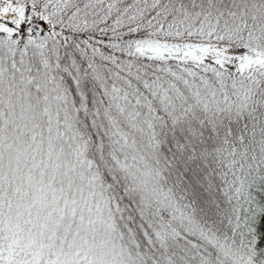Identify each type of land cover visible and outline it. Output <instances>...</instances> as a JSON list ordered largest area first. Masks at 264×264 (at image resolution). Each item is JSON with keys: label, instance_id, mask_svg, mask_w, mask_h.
I'll use <instances>...</instances> for the list:
<instances>
[{"label": "snow or ice", "instance_id": "1", "mask_svg": "<svg viewBox=\"0 0 264 264\" xmlns=\"http://www.w3.org/2000/svg\"><path fill=\"white\" fill-rule=\"evenodd\" d=\"M0 264H264V0H0Z\"/></svg>", "mask_w": 264, "mask_h": 264}]
</instances>
